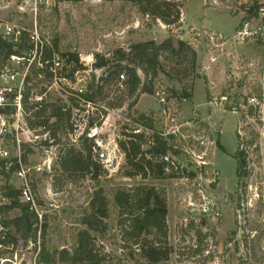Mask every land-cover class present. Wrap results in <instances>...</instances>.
Returning a JSON list of instances; mask_svg holds the SVG:
<instances>
[{"label": "rangeland", "instance_id": "374dc122", "mask_svg": "<svg viewBox=\"0 0 264 264\" xmlns=\"http://www.w3.org/2000/svg\"><path fill=\"white\" fill-rule=\"evenodd\" d=\"M181 2L178 24L169 25L159 18L154 20L141 13L136 5L124 0H0V21L3 24L28 32L36 28L42 41L48 44L57 41L60 52L78 53L85 69L78 71L76 78H82L86 85L93 72L97 77L102 73L101 70L92 69L90 65L95 61V53H107L116 48L128 49L131 44L139 41L162 42L169 37L175 39V45L178 39L189 43L195 50V55L188 52H168L162 57L171 78L161 73V79L156 80L158 83L155 92L166 91L169 96H173V93L178 95L186 75L188 78L194 76L192 98L182 99L176 96L179 119L189 125L184 127V138L181 137L186 143L183 141L179 152L176 155L170 154V157L180 167L185 166L187 171L196 173L193 178L155 180L150 177H125L120 171L125 163L124 154L121 152V164L111 176L104 171L98 181L86 176L73 182L66 181L63 187L58 189L53 185V173L43 162L40 144L34 147L27 145V165L33 167L28 176L37 198H43L44 206H41V210L42 220L45 221L46 218V230L38 232L36 243L20 240L16 246L7 244L6 248L0 251V264H38L41 242L51 248L71 249L76 242L78 231L82 228L78 220L99 187L105 189L111 201L112 192L117 187H133L142 183L163 189L167 199L168 241L173 252L168 260L157 264H244L237 255L239 249L234 237L232 205L234 192L238 190V166L234 155L240 142L259 144V137L256 127L245 125L240 113L232 112L226 107H218L210 101L215 98L220 100L223 96L233 103L246 102V98L250 96H256L260 100L264 98V41L237 39V29L247 15L242 10H237V3L234 1ZM252 3L256 4V0ZM2 31L3 27L0 28V32ZM218 34L222 35L223 39H220ZM212 35L214 39H211ZM9 65L19 72V78L28 67L23 66L22 62L19 64L9 61ZM38 79L44 81L33 92L45 90L48 84L47 78L39 75ZM64 83L68 85L67 82ZM109 87L112 89L111 98L121 94L122 88L117 86V90L116 85ZM68 96L72 97L52 89L45 104L60 102V99L65 102ZM124 98L125 103L122 106L108 109L107 115L102 119V137L111 135L118 142L123 138V131H142L150 134L151 130L134 121L137 114L153 111L157 118L161 117V105L156 93L142 94L130 109L129 103L135 100V96L127 98L125 95ZM76 102L79 103L77 107L83 110L80 101L77 99ZM100 107L105 108L104 104ZM88 116L97 118L99 115L94 113V107H91ZM77 119L82 121L81 118ZM157 122L158 130H164L163 122ZM241 123L244 125L240 138L237 136V128ZM203 137L208 141L215 140V144L210 145L208 150V159L212 165L207 166L206 170L217 171L218 185L215 194L220 198L224 209L221 219L203 215V185L210 180L208 174L203 175V165L190 158L185 151L190 147L200 153L203 150L200 143ZM24 138L26 140V137ZM66 141L68 142V139L65 134L62 142ZM218 141L224 150L218 146ZM260 153H264V144L253 152L254 155ZM55 156L57 155H54L51 166L56 160ZM34 166L40 169H34ZM8 182L17 187L21 185V181L14 175L9 176ZM225 200L230 202L224 204ZM16 213V210L11 211L8 216H14ZM108 224L109 230L104 239H99V244L104 252H111L116 257H107L105 264H148L140 258H130L127 249L121 247L115 213ZM258 264H264V261Z\"/></svg>", "mask_w": 264, "mask_h": 264}, {"label": "trees", "instance_id": "16d2710c", "mask_svg": "<svg viewBox=\"0 0 264 264\" xmlns=\"http://www.w3.org/2000/svg\"><path fill=\"white\" fill-rule=\"evenodd\" d=\"M124 1L133 3L141 13L154 20L159 18L169 25L179 22L182 0ZM29 34L30 32L26 30H20L15 39L13 35L0 32V71L9 65L11 55L26 56V58L33 56L31 53L35 47ZM174 41L175 39L172 37L166 38L162 42L139 41L131 44L128 49L116 48L107 53H95V61L91 67L94 70H101L102 73L97 77L93 72L85 90L78 94V97L85 103H90L91 107H94V113L99 115L97 118H89L90 125H101L108 109L120 107L125 103V95L127 98L135 96V100L129 103L128 108L130 109L142 94H154L156 83H158L156 80L161 79L159 78L161 73L171 78L170 72L166 70V64L162 60L166 53L188 52L195 55V50L189 43L178 39L175 45ZM59 53L63 59L64 75L69 80L75 79V72L85 69L80 62L78 53L60 52L57 41L54 44L43 42L38 46L24 79L22 101L25 111L31 112L27 118L28 125L38 133L49 131L53 142L47 140L43 143L47 146L57 144L58 148L60 147L51 173L54 175L53 185L61 189L66 181L73 182V180L86 176L98 181V176L105 170L95 159L92 139L82 137L78 146L69 145L67 141L62 142L63 137L71 128L72 107L79 105L75 97L68 96L65 102L60 99V102L47 103L41 109L32 111L34 107L31 100L33 95L43 91L33 92L44 81V79H38V76L47 79L50 77L48 72L40 67V64L51 60L54 54ZM26 54L31 55L27 56ZM27 62L28 60L25 61V65ZM121 75L124 76L122 81L124 88L122 91L120 90L121 94L116 98H111L112 89L109 86L116 85L115 88L119 90L118 84ZM188 77L186 75V78L182 80L183 87L180 94H174V88H172L173 96H179L182 99L192 98L194 76ZM206 93L210 99L207 90ZM101 104H104L105 108L102 109ZM6 112L11 114L10 111L6 110ZM137 115L134 121L140 122L146 129L151 130V133L122 132L123 138L118 140L120 151L125 157V163L120 168L122 175L129 178L140 176L147 179L150 177L155 180L195 177V172L187 171L185 166L180 167L170 157V154L176 155L179 152V147H183V143L186 141L180 135H163L162 130H158L156 126L157 121L161 120L155 116L153 111L139 112ZM125 128L128 129L127 124H125ZM237 136L239 137L238 133ZM177 146L178 148H175ZM218 146L224 150L219 141ZM234 158L237 161L239 182L246 175V155L238 148ZM201 170L203 171V169ZM203 173L205 174V171ZM9 176L10 174H7V179ZM213 185L216 186L215 183ZM18 193L14 184L9 183L7 196L10 198V203L0 208L3 224L8 228L3 243L13 246H16L20 240L36 243L38 232L42 233L46 230V218L41 222L29 206L19 201ZM112 197L113 199L110 201L105 189L99 187L78 220L82 228L78 231L76 242L72 248H51L45 242H41L38 264H105L107 257L115 258L113 253L104 252L99 244V239H104V235L109 230L108 221L114 213L120 231L121 247L127 249V255L130 258H140L148 264H157L168 260L173 248L168 241V206L163 189L144 183L133 187L120 186L113 190ZM14 210L17 213L14 216H8Z\"/></svg>", "mask_w": 264, "mask_h": 264}, {"label": "built area", "instance_id": "2783aa9c", "mask_svg": "<svg viewBox=\"0 0 264 264\" xmlns=\"http://www.w3.org/2000/svg\"><path fill=\"white\" fill-rule=\"evenodd\" d=\"M230 1L236 2L237 10H242L247 15L237 29V39L242 41L262 39L264 41V0H256V4L252 3L253 0H227V2ZM1 27H3V33L13 35L15 39L20 33V29H16L9 24H3L0 21ZM29 36L35 47L31 54L35 56L38 46L43 44L44 41L41 40L36 28L30 32ZM219 38L223 39V36L219 35ZM211 39H214L213 35ZM33 56L31 58L17 55L10 56L9 61L11 63L17 62L20 64L22 62L23 66H28L21 78L18 76L19 72L11 68L10 65L5 66L0 71V208L10 203V198L7 196L9 182L6 176L7 174L14 175L21 181L20 186H15L19 192L20 202L29 206L30 210L34 211L42 222L41 206H44L43 198H37L36 192L30 183L28 172L33 167L27 165L29 156L25 155V148L27 145L34 147L40 144L39 147L42 148L44 156L43 162L51 170L53 157L57 155L56 150L58 152V145H45L44 141L53 142L49 131L38 133L28 125L27 118L31 115V112H26L24 109L22 90ZM27 60L28 62L25 65ZM40 67L44 68L50 77L45 90L33 95L31 99L34 103L32 111L43 107L52 89L62 95L67 94L78 99L84 109L81 110L77 106L72 107L71 128L66 134L68 143L78 145L82 137L92 139L95 159L100 162L105 172H108V175L111 176L114 171L118 170L122 154L116 138L111 135H108L107 138L100 135L103 128L102 124L99 126L90 125L88 113L91 104L85 103L83 99L78 97V94L82 93L87 85L82 82V78H76L78 71L74 74L75 79L69 80L64 75L63 59L59 54H54L51 60L44 61L43 64H40ZM123 80L124 76L121 75L118 86L122 89L124 88ZM64 82H67L68 85ZM155 93L161 105V117L159 119L165 127L161 133L165 136L175 134L184 138L183 129L189 124L179 119L180 113L176 97L169 96L166 91H156ZM210 102L218 107L224 109L226 107L232 112L240 113L243 120H245L244 124L253 125L257 130L259 144H247L244 141L239 143L240 150L246 155V175L238 182V190L234 192L235 199L232 205V214L235 227V243L239 249V252H237L239 260L244 264L253 262L258 264V262L264 261V153L254 155L253 152H256V149L264 144V98L260 100L256 96H250L246 98V102L233 103L228 101L226 96H223L220 100L215 98ZM88 107L90 108L88 109ZM6 110L10 111L11 114ZM77 118H81L82 121L80 122ZM243 125L241 123L237 128L240 138ZM39 129L42 130L41 127ZM24 137H26V140ZM205 139L203 137L200 142L203 147L200 153L190 147L185 151L190 158L203 165V171H205L203 175L208 174L207 177L210 180L203 185V215L221 219L224 216V209L220 198H217L215 194V188L218 185L217 171L206 170L207 166L212 165V162L208 159V150L210 145L215 144V140L210 139L208 141L206 139V141ZM34 169L39 170L40 167L34 166ZM101 177V175L98 176V178ZM214 183L216 186L213 185ZM228 201L225 200L223 203L226 204ZM7 229L3 224L0 212V251L7 246L3 243V240L6 239Z\"/></svg>", "mask_w": 264, "mask_h": 264}]
</instances>
